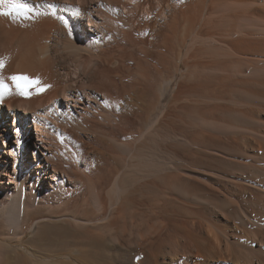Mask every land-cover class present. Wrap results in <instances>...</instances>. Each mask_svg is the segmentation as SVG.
<instances>
[{"label":"rangeland","instance_id":"1","mask_svg":"<svg viewBox=\"0 0 264 264\" xmlns=\"http://www.w3.org/2000/svg\"><path fill=\"white\" fill-rule=\"evenodd\" d=\"M55 1L54 3H56ZM17 2L33 7L28 0H18ZM60 4H62L60 0H57L55 5L59 9H56L55 16L57 21L61 19L60 23L57 22L59 31L51 38L53 48L59 51L56 54L55 67L59 70L67 68L74 72L73 68L77 62L87 64L91 58L97 56V51L100 48L87 40L76 38L77 34L73 32L71 23V10L63 8ZM96 6L95 2L88 4L87 10L95 13ZM208 7L210 10H207V17L204 18L207 23L206 25L202 23L201 28L204 27L202 29H207V31L209 28L210 33L204 31L206 32L205 36L200 28V30L198 29L200 33L195 31L194 34L187 37V34L181 33L174 37L172 35L170 39H173L169 40L167 47L171 48L170 46L174 43L173 50L165 48L162 44L159 46L161 42L156 39H153L155 45L147 46L150 49L144 44H139L134 50L122 41L121 48L127 49L125 54L131 56L133 52L132 57L125 60L120 74L123 87L119 91L125 94L126 102L115 107L110 99L109 104L112 108L108 107L107 109L106 107L107 110L110 109L108 114L104 109L102 111V113L105 111L104 115L101 114L102 118L100 115L98 118L91 115V117L97 118L95 122L98 123H89L88 128H81L76 125L78 122H75V126L72 125L73 128L69 130V138L75 141L78 146H82V140L79 141L77 138L83 136L85 141H90L97 150L104 151L105 158L107 156L104 175L100 173L101 176L108 175L106 177L109 183L106 182L105 191L102 190L104 194L101 188L96 185L98 173L94 172V175H91L96 176L92 177L94 180L90 176L91 183L84 186L79 195L75 194L72 198H78L70 204L66 203L72 198H67L64 195L63 197L60 195L58 198H50L47 191H42L40 188L31 191L26 185L25 190L29 193L28 205L23 207L24 211L20 210L22 220L19 227L14 228L9 226L7 218L2 212V205L8 201L3 197L4 190L0 189L1 240L9 241L17 247L31 244L34 229L29 226L34 224V222L32 223L34 218H39V222L46 224L51 234L45 245L38 240L35 241L36 243L33 242L34 264H45V261H49L50 264H83L85 262L89 264L93 261L89 254L92 251L90 243L96 244L103 237L107 240L112 239V236L116 237V233H120L118 226L123 222L113 219V216L110 215L111 212L106 214L108 219L96 227L81 226L72 217L82 216L85 210L90 211L91 214L96 213L95 208L98 205L94 207L96 203L94 201L97 196L107 197L108 202L111 198L108 196V193H111L109 189L118 178L119 171V176L122 178L118 179L119 182L117 181L120 191L116 194L117 196L121 195L120 201L126 207L125 211L134 209L139 216L145 215L147 209L165 204L196 210L201 207L200 209L203 211L207 209L206 216L211 218L207 219L208 222L212 221V224L218 222L217 228L221 229L219 230L220 234L225 236L230 233V241L245 245L244 250L237 245L243 259H248L247 251L249 249L260 248L264 251V243L255 239L257 235L252 237L253 234L264 231L262 229L264 228L262 227L264 225V157L261 155L264 154V151H258V145H264V0H203V8L206 10ZM5 8V10L8 9V7ZM68 10L70 11L68 12ZM208 23L214 25L210 24L213 30ZM61 25L62 27H60ZM63 26L64 28L67 26V29H63ZM211 32H213L212 35ZM14 35H10L13 40L9 39L14 45L11 41V44L9 41L5 45L1 43L0 63L2 65L11 63L13 59L14 61L21 59L25 54L23 38L18 35L14 37ZM120 36V34L114 33L112 37L115 38V41L113 39H110L111 42L109 41L111 49L117 47V40L121 41L120 39H122ZM63 38L64 40H62ZM182 42L186 43L185 46ZM181 43L183 49L180 48V46L182 47ZM64 45L67 47L76 45L80 48V52L76 51V54L73 53L74 56L68 52L65 53ZM18 48L21 50L19 51ZM180 50L182 57L189 60L186 59L187 64H183L178 69L176 66L178 59L175 57L178 58ZM10 51L11 53H9ZM91 54L92 57L89 56ZM17 56L18 59H15ZM165 56L167 57L166 62ZM168 56L171 62L168 61ZM174 59L175 61H173ZM188 64H190L189 67L185 66ZM119 66L118 59H113L109 65L112 69H118ZM80 91L83 94L90 92L97 100L103 101L102 93L96 89L83 88ZM72 92L75 94L74 91ZM24 96L17 98L20 99ZM131 96L132 101L129 102L128 97L131 98ZM11 98L8 97V99ZM111 111L113 112L111 113ZM57 115L64 121V124L71 123L70 118L65 114L60 112ZM74 115H72V119H74ZM7 120L6 126L12 127L13 133H15L17 127L15 124H17L16 121L20 122V118L17 119L10 113ZM96 124L99 125L100 130ZM92 125H95V128ZM92 129L98 132L94 133ZM21 130H23L22 125ZM229 138L234 139V142L228 141ZM64 143L61 142L62 147H66V143ZM7 148L14 150L15 142L8 144ZM1 164L0 169L2 170L6 168L14 170V161L11 165L3 161ZM27 167L28 165L23 159L15 172L19 178L22 177ZM60 167L62 169V164ZM91 184L92 186H90ZM242 187L246 191L241 190ZM102 197L101 199L98 197V200L103 201ZM93 198L95 199L93 200ZM85 201H88V204ZM134 205L135 208H132ZM145 220L146 223L140 219L136 220V224L133 226L136 234L147 232L152 226V221L148 222V217ZM191 221L196 220L191 219ZM190 222L185 228L186 231H191V229L201 231L199 225L193 226ZM179 224L182 225L180 222ZM222 226H226V228ZM247 230L252 234L250 235ZM259 230L261 232H257ZM24 231L26 233L22 235ZM254 231L255 233H253ZM248 236L251 239L247 240ZM19 254L23 259L29 257L24 250H19ZM239 260L237 262L234 260L235 262L229 264H244L242 259L240 262ZM253 261L255 264L259 263L256 258Z\"/></svg>","mask_w":264,"mask_h":264},{"label":"bare ground","instance_id":"2","mask_svg":"<svg viewBox=\"0 0 264 264\" xmlns=\"http://www.w3.org/2000/svg\"><path fill=\"white\" fill-rule=\"evenodd\" d=\"M17 1L18 0H16V2ZM28 1L32 3V8L34 9V12L29 18L0 14V46L1 43L4 45L6 43L8 44V41L9 44H11V40L13 39L10 35L12 34L22 37L25 42V54L21 59L19 58L20 60L18 59V56L15 58L19 61H14L13 59L14 62L12 61L9 64L3 63L2 65L0 63L2 65V67H0V79H2L10 89L9 93H6L0 98V167L2 161L10 165L14 161L13 171L9 168L4 170L0 169V178L4 177L0 180V189L4 190L3 197L8 201L2 205L1 209H3L2 212L7 218L6 221L9 223V226L14 228L19 227V223L22 220L20 212L24 211L23 207L27 204L29 193L25 190L26 185L31 191L39 188L42 191H47L50 198H58L60 195H62V197L64 195L67 198H72L75 194L79 195L84 189V186L91 183L90 180L93 177L91 175L98 173V175H96L98 176V178H96L98 184L95 181L94 182L101 188V191H105L104 186H106L105 184L108 181L106 177L108 175H106L107 173L105 174L106 176L100 175V173H104L106 168L104 165L107 163V156L105 158L104 151L101 152L100 149L97 150L90 141H85L83 136L77 138L79 141L82 140V146H78L75 141L69 138L68 133L69 130L73 128L72 125L75 126V122H78L76 124L78 127L88 128L89 123H94L99 115L101 116L100 118L103 117L105 111L103 113L102 111L104 109L107 112L106 114H108V111L112 108L109 104L110 99H112L115 107L121 106L124 101L126 102L125 94L119 91L123 87V82L120 78L122 75L120 74L125 65V60L131 58L133 52L131 53V56L126 55L125 53L127 49L121 48L122 41L134 50L139 44H144L146 45L145 47L155 45L153 39H156L161 42L159 46L162 44V46L166 48L169 44V40L173 39H170L172 35L174 37V35L181 33L187 34V37L190 34H194L195 31L199 32L202 23L206 25L207 22L205 23L204 18L207 17L208 11L210 10L209 7V9L206 8V10L203 8V0H60L62 3L60 5L63 8L71 10L70 15L73 21H71V23L73 24V32L77 34L76 38L78 40H87L89 43L95 44L97 48H100L99 50L97 49V56L95 55V58H91L87 64L85 62L74 63L76 66H74V72H72L67 68L59 70L55 67L56 54L59 51L53 48L54 46L51 44V38L53 37V34L55 35V33L59 31L57 22L60 23L61 20L58 19L59 21H57L55 16L57 13L56 9H59L58 7L56 8L57 5H55L57 0ZM54 1L56 3H54ZM94 2L97 4V8L94 11L95 13H92L87 10V5ZM5 7H8V0L0 2V13L6 11ZM70 10H68V12ZM208 24L213 25L212 23ZM67 26L65 28L63 26V29L66 30ZM60 27H62V25ZM202 28L201 30H203ZM204 31L210 33L209 28L208 31L207 29L201 31L203 32L202 34L206 36V32ZM61 33L63 34V31ZM65 33L67 35V31ZM114 33L120 34L122 39H120L121 41L117 40V47L111 49L112 47H110L109 43L111 42L110 39L115 41V38L112 37ZM212 33L213 32H211V35ZM15 35L14 37H16ZM186 37L185 39H187ZM10 38L11 40H9ZM64 38L66 37L64 36ZM64 38L62 40H64ZM174 42H176V40H174ZM173 44L170 46L171 48L167 47V49L170 50L174 48L175 45L172 47ZM64 46L65 53L68 52L73 56L77 53L76 51L80 50L76 45H69L68 47L66 45ZM180 48L183 49V45L182 47L180 46ZM18 49L19 51L21 50L20 48ZM18 49H16L17 52ZM9 53H11V51ZM89 56L92 57V54ZM166 58L167 57L165 56V62L167 61ZM175 58L178 59V62L176 61V63H178L176 64L178 69H180L183 64H187L186 59L188 58L184 59L182 57L181 50L178 58ZM113 59L119 60L120 66L118 69H112L109 67ZM168 61L171 62L169 56ZM173 61H175V59ZM185 66L189 67L190 64ZM13 75L26 76L31 80H37L39 83L29 86L27 90L28 94L19 99L17 97L22 95L19 94L15 82L10 79ZM83 88L100 91L102 93L101 97L103 98V101L97 100L90 92L83 94L80 91ZM72 91H74L75 94ZM8 97L12 98L8 99ZM128 98L130 101H127L131 102L132 96L131 98ZM106 107L107 109L110 107V109L107 110ZM75 110L76 114L74 115ZM60 112L69 117L71 123L67 122V124H64V121H62L57 115ZM112 112L113 111H111V113ZM10 113H12L15 118H20V122L16 121L17 124L15 125H17V127L15 133H13L12 127L6 126V122H8L7 116ZM72 115H74V119H72ZM91 115L97 118H93ZM21 125L23 126L24 131L21 130ZM92 126L95 128V125ZM100 129L101 128L99 127L98 130ZM92 131L94 130L92 129ZM95 132L97 133L98 131L96 130L94 133ZM13 141L16 144V148L14 150L8 149L7 145L13 143ZM228 141L232 143L234 142V139L229 138ZM61 142H65L66 147H62ZM263 146L258 145V151H264ZM261 155L264 157L263 153ZM23 159L26 161L28 167L22 177L19 178L15 172L20 167ZM61 164L62 169L60 167ZM108 174L111 175V173ZM117 174L116 176L118 178L115 177L114 184H112L113 187L111 186L109 189V192L111 193L109 194L107 190L108 196H111L110 199L108 197L110 201L108 200L107 202V197H105L106 200H104L105 198L102 196H97V199H95L96 197L93 198V200L95 199L94 202H96L94 207L98 205V209L95 208L96 213L94 212L91 214L90 211L85 210L84 214L82 216L80 215V217L71 216L74 221L81 224V226L91 225V227H96L101 225V223L108 219V217L106 218L108 212H111L110 215L113 216V219L118 222H123L122 224L116 222L120 225L118 226L120 228V233H116V237L112 236V239L109 238L110 240H107L104 237H101V239L99 237L101 240L96 242V244L92 242L90 243L92 251L89 254L92 256V259H90L93 261L89 264H229L234 260L237 262L239 259V262L242 259V263L244 264H255L253 261L255 258L259 261L258 264H264V251L260 248L257 250L249 249L247 251L248 259H243L237 248L239 246L244 250L245 245L239 244L238 242L235 244L230 241V233L227 235L225 234V236L220 234L221 231L219 230L221 229L218 230L217 228L218 222L212 224L211 220V222L207 221V219H211L208 218L209 216H206L207 209H204V212L203 209H200L201 207L196 210L193 208L173 207L171 205L169 206V204H165L157 208L147 209L145 215L138 216V212L134 209H128L129 211H125L124 209H126V207H124L120 201L121 195L117 196L116 194L120 191L118 179L122 178L119 176V171ZM93 178L92 180H94ZM90 186H92V184ZM241 190L246 191L244 187H242ZM98 197L100 199L102 197L103 201H99ZM75 198H72L71 200L67 199L68 202L66 204L72 203L73 200H77L78 197ZM75 202L77 204V201ZM132 208H135V205ZM147 217L148 222L149 220L152 221V226H148L149 230H147V232L136 234L133 230L136 220L140 219V221L146 223L145 219ZM191 219L196 221L190 222ZM39 220V218H34L32 221L34 224H30L29 226V228L34 229L32 243L30 242L31 244L17 247L12 245L9 241H3L0 239V264H34L33 252L35 251V248L33 242L38 240V242L40 241L45 245L51 234V231L46 224L39 222ZM179 222L182 225H180ZM189 222L193 226L199 225L198 227L201 231H198L197 229L186 231L185 228ZM81 226L79 225V227ZM262 227H264V225ZM223 228H226V226ZM262 229L260 230L262 231ZM248 230L247 232L249 233L250 231ZM254 230H256L255 227ZM260 230L257 232H261ZM89 232L91 234L93 233L91 231ZM25 233L26 231H24L22 235ZM253 233H255V231ZM249 234L251 235L252 233ZM254 235L257 236L255 237ZM253 236L255 239L264 243V231L261 233H255L252 237ZM249 238L251 239V237L248 236L247 240ZM261 242L260 244H263ZM19 250L26 251L29 257L27 259L21 258ZM262 253L263 255H261ZM42 260L45 261V259ZM45 262L50 264L49 261ZM85 263L88 264V262Z\"/></svg>","mask_w":264,"mask_h":264},{"label":"snow or ice","instance_id":"3","mask_svg":"<svg viewBox=\"0 0 264 264\" xmlns=\"http://www.w3.org/2000/svg\"><path fill=\"white\" fill-rule=\"evenodd\" d=\"M0 2H4V0H0ZM33 12L34 9L31 6L20 4L16 2V0H8V9L0 14L29 18ZM0 67H2V65H0ZM10 79L15 82L16 88L21 95H27L28 87L39 83L37 80H31L30 78L22 75H13L12 77H10ZM9 92V86L4 83L2 79H0V98H2L6 93Z\"/></svg>","mask_w":264,"mask_h":264}]
</instances>
